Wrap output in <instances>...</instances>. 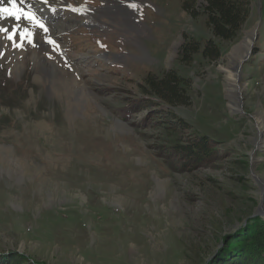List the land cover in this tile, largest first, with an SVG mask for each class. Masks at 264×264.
<instances>
[{"label":"rangeland","instance_id":"rangeland-1","mask_svg":"<svg viewBox=\"0 0 264 264\" xmlns=\"http://www.w3.org/2000/svg\"><path fill=\"white\" fill-rule=\"evenodd\" d=\"M183 1L61 0L47 25L0 13V250L46 264H205L260 212L264 0L232 39ZM257 25L229 94L222 66ZM209 38L219 58H181L185 40ZM169 70L186 100L147 92L146 76ZM203 135L208 152L184 151Z\"/></svg>","mask_w":264,"mask_h":264},{"label":"trees","instance_id":"trees-1","mask_svg":"<svg viewBox=\"0 0 264 264\" xmlns=\"http://www.w3.org/2000/svg\"><path fill=\"white\" fill-rule=\"evenodd\" d=\"M195 3L200 5L197 7ZM193 7V10L191 8ZM183 8L191 10L194 16L207 14L208 24L214 35L221 39L237 36L250 12V0H184ZM210 59L221 56L220 45L213 38L207 39L204 46L197 40H185L180 47V56L189 61L196 52ZM147 92L169 103L186 100L182 92V78L175 70H169L162 76H146ZM182 123V119L178 118ZM192 146L184 148L190 156L197 157L200 151L208 152L207 137L202 136ZM182 147H179L181 151ZM221 244L205 264H264V217L250 215L239 227L225 233ZM0 264H46L44 261L27 256L12 249L0 250Z\"/></svg>","mask_w":264,"mask_h":264},{"label":"bare ground","instance_id":"bare-ground-1","mask_svg":"<svg viewBox=\"0 0 264 264\" xmlns=\"http://www.w3.org/2000/svg\"><path fill=\"white\" fill-rule=\"evenodd\" d=\"M61 0H17L16 2V8L22 9L23 11H26L30 14H34V16L37 17V20H44L45 25L48 24V20L53 19L52 16L49 15L50 12L46 10V8L51 9L55 8L54 5H60ZM0 5L11 7L12 6V0H0ZM32 6V7H31ZM4 17H10L5 14H2ZM1 18V16H0ZM13 18V17H12ZM8 21V20H7ZM50 24V23H49ZM53 24L55 26L60 25L59 20H53ZM63 24V23H62ZM255 32V27L252 29H248L245 31V35L243 39L237 43L235 46H233L228 59L227 66H222V68L225 69L226 77L228 79V93L234 94L236 88V74L238 71V66L242 62V60L248 55L252 41L253 36ZM48 34L50 33L47 32ZM239 83V82H238ZM264 130V129H263ZM264 189V188H262ZM263 192V191H262Z\"/></svg>","mask_w":264,"mask_h":264},{"label":"snow or ice","instance_id":"snow-or-ice-1","mask_svg":"<svg viewBox=\"0 0 264 264\" xmlns=\"http://www.w3.org/2000/svg\"><path fill=\"white\" fill-rule=\"evenodd\" d=\"M16 2H17V0H12V6L11 7H0V13L5 14L7 16H14L17 20H20L22 17L26 18L28 20H33V21L36 19L34 14H30L26 11H23L22 9L16 8ZM46 2H47V0H46ZM132 7H137V5L133 4ZM37 23H39V22L37 21ZM39 27L44 28V25L39 24ZM0 31L7 32L8 30L4 29V28H0ZM45 31H47L46 28H45ZM27 35L29 37V42H31V40H30L31 33H28ZM24 36H25V34L21 33V37L24 38ZM12 38L13 37L10 35L9 39H12ZM50 43H54V41H50Z\"/></svg>","mask_w":264,"mask_h":264},{"label":"water","instance_id":"water-1","mask_svg":"<svg viewBox=\"0 0 264 264\" xmlns=\"http://www.w3.org/2000/svg\"><path fill=\"white\" fill-rule=\"evenodd\" d=\"M259 28H260L259 25L255 26V32H254V36H253V41H252L251 48L253 47V44H254L255 39L258 38V35H259ZM250 50H251V49H250ZM249 53H250V51H249ZM249 53H248V55L242 60V62L248 58ZM242 62L239 64L238 69L240 68ZM263 184H264V183H263ZM263 192H264V191H263ZM263 192H262V197H261V200H260L261 202H260V204H259L260 212H258V213H254V214H252V215H257V214H259V215H261V216L264 217V201H263L264 193H263ZM248 217H249V216H248ZM248 217H247V218H248ZM247 218H246V219H247Z\"/></svg>","mask_w":264,"mask_h":264}]
</instances>
